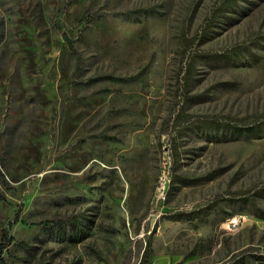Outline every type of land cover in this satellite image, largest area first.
<instances>
[{
  "label": "rangeland",
  "instance_id": "obj_1",
  "mask_svg": "<svg viewBox=\"0 0 264 264\" xmlns=\"http://www.w3.org/2000/svg\"><path fill=\"white\" fill-rule=\"evenodd\" d=\"M225 1L0 0V264H264V0Z\"/></svg>",
  "mask_w": 264,
  "mask_h": 264
},
{
  "label": "trees",
  "instance_id": "obj_2",
  "mask_svg": "<svg viewBox=\"0 0 264 264\" xmlns=\"http://www.w3.org/2000/svg\"><path fill=\"white\" fill-rule=\"evenodd\" d=\"M230 2V0H226L224 2V4ZM89 20L92 19L91 16H89L88 18ZM242 129V128H241ZM245 129V128H244ZM255 129V130H254ZM246 132L243 133L246 137H249L251 135H254V136H257V134L261 131V129H256V128H253L252 130H249V129H245ZM253 132H256L255 134H253ZM253 214H255L256 217H258L259 219H263L264 220V210L259 208V207H256V210L252 212ZM15 219L18 220V212H17V215L15 216ZM14 240V237L12 235L9 234L8 230H5L3 232V235H2V238L0 240V262H3V253H4V250L13 242ZM21 244H27L25 243L24 241H22Z\"/></svg>",
  "mask_w": 264,
  "mask_h": 264
},
{
  "label": "built area",
  "instance_id": "obj_3",
  "mask_svg": "<svg viewBox=\"0 0 264 264\" xmlns=\"http://www.w3.org/2000/svg\"><path fill=\"white\" fill-rule=\"evenodd\" d=\"M241 222H242V217L241 216H236L234 220H227L228 226L230 228L237 227Z\"/></svg>",
  "mask_w": 264,
  "mask_h": 264
},
{
  "label": "water",
  "instance_id": "obj_4",
  "mask_svg": "<svg viewBox=\"0 0 264 264\" xmlns=\"http://www.w3.org/2000/svg\"><path fill=\"white\" fill-rule=\"evenodd\" d=\"M63 40H65L69 46H73V39L70 37L68 33L62 34Z\"/></svg>",
  "mask_w": 264,
  "mask_h": 264
},
{
  "label": "crops",
  "instance_id": "obj_5",
  "mask_svg": "<svg viewBox=\"0 0 264 264\" xmlns=\"http://www.w3.org/2000/svg\"><path fill=\"white\" fill-rule=\"evenodd\" d=\"M174 263H175V260L173 261ZM166 264L168 263H171V260H169L168 262H165ZM165 263H160V264H165ZM156 264H158V263H156Z\"/></svg>",
  "mask_w": 264,
  "mask_h": 264
},
{
  "label": "bare ground",
  "instance_id": "obj_6",
  "mask_svg": "<svg viewBox=\"0 0 264 264\" xmlns=\"http://www.w3.org/2000/svg\"><path fill=\"white\" fill-rule=\"evenodd\" d=\"M236 217V216H235ZM235 217H232L230 220H234L235 219Z\"/></svg>",
  "mask_w": 264,
  "mask_h": 264
}]
</instances>
